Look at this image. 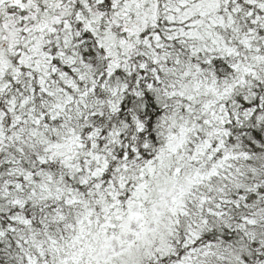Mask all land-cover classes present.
Returning <instances> with one entry per match:
<instances>
[{
	"label": "snow or ice",
	"instance_id": "snow-or-ice-1",
	"mask_svg": "<svg viewBox=\"0 0 264 264\" xmlns=\"http://www.w3.org/2000/svg\"><path fill=\"white\" fill-rule=\"evenodd\" d=\"M0 264H264V0H0Z\"/></svg>",
	"mask_w": 264,
	"mask_h": 264
}]
</instances>
